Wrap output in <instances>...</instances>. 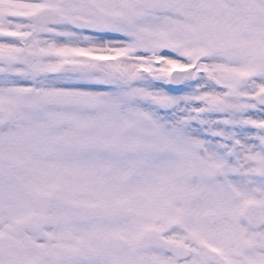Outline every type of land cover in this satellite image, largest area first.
Masks as SVG:
<instances>
[{
	"label": "snow or ice",
	"instance_id": "snow-or-ice-1",
	"mask_svg": "<svg viewBox=\"0 0 264 264\" xmlns=\"http://www.w3.org/2000/svg\"><path fill=\"white\" fill-rule=\"evenodd\" d=\"M0 264H264V0H0Z\"/></svg>",
	"mask_w": 264,
	"mask_h": 264
}]
</instances>
